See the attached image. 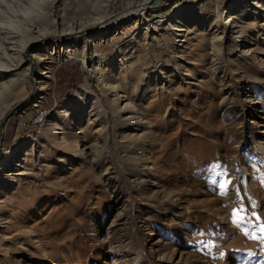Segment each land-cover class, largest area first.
Here are the masks:
<instances>
[{"label": "rangeland", "instance_id": "rangeland-1", "mask_svg": "<svg viewBox=\"0 0 264 264\" xmlns=\"http://www.w3.org/2000/svg\"><path fill=\"white\" fill-rule=\"evenodd\" d=\"M134 2L0 0V18L74 35L4 126L0 264H264V4L150 0L142 29L101 18ZM226 11L240 22L220 41ZM111 75L128 92L113 103Z\"/></svg>", "mask_w": 264, "mask_h": 264}, {"label": "bare ground", "instance_id": "bare-ground-1", "mask_svg": "<svg viewBox=\"0 0 264 264\" xmlns=\"http://www.w3.org/2000/svg\"><path fill=\"white\" fill-rule=\"evenodd\" d=\"M134 1H136L134 2V5L135 3L137 4L133 6V8L126 9L125 11L121 10L118 13L113 11V15L111 14V16L107 15V17L103 16L101 18H105V19L115 18L114 20H112L114 29H118L122 24L126 23V20H130V19H133L135 22H137L138 24L137 28L140 27L141 29L144 28V26L146 25L145 16L152 11L149 4L150 0H134ZM257 1L259 2V4L261 3L264 4V0H257ZM47 14H48V10L46 11V13H44L45 18H48ZM224 14H226V17L224 18L225 23L223 25L221 23H217L213 26V28L211 27V29L208 30L213 38H219L220 41H222L225 38L228 39L227 26L228 25L232 26L234 23L236 24L239 21V19L235 18L228 11H226ZM43 21L45 22V20ZM32 22L34 21H32L31 19L27 20L26 18H20V17L0 18V89L7 90L8 91L7 97L11 98V101H8L5 104V106L0 108V120L7 111L11 110L12 114L19 112L21 109V102L23 98L27 97L28 95L30 94L32 95L31 101L34 100L36 102L38 98H40L39 96L42 94L41 90L44 87L43 79L40 76L35 77L36 72L40 75H44L45 70L48 68L47 59L52 61L59 60V58L61 59V55H59L60 50L58 51V48H56V46L64 45L70 42L68 44L69 47L72 46L71 44L73 43V41H70V39L71 38L74 39L73 38L74 35L65 36L63 32L52 30V27L50 26L42 27L43 29L41 28L38 29L39 31L37 30V32H34L33 28L35 27ZM110 23L111 21L104 24L95 23L94 25H96L99 28L101 34L106 35L110 31L109 29ZM94 25L80 28V32H83L84 30L91 31V29L96 27ZM244 27L245 25L242 24L235 33L244 32L243 31ZM179 30L182 31L183 29H179ZM95 36L96 35H94L93 37ZM230 40H233L232 36L230 37ZM30 47L32 48L34 47V50H32V52L33 51L34 52L32 53L31 56L25 54L26 50L30 51ZM70 49L69 50L67 49V51H71V53L69 54L74 55L75 54L74 50L73 49L70 50ZM83 58H85V56H83ZM95 58L94 57L92 58L93 61ZM84 62L85 60L83 61V64ZM32 77L34 82L33 81L31 82ZM103 82H104V86L107 87L105 90V95L110 97L111 99L110 101L112 103L116 99H119L118 95L121 90L125 92V95H128L127 94L128 92L125 89L126 86L125 83L127 82L118 79L116 76L111 75L109 77H105V79H103ZM96 101H94V103ZM35 102L34 104H36ZM128 103L129 102H127V104ZM67 106L70 108L72 106H75V103L72 104V106L69 105ZM53 132L56 134L55 136H57V133L55 131ZM62 139L63 140L61 142V148L63 149L68 148L70 151L73 152L79 151L77 147V141L75 143L73 141H69L65 137H63ZM262 151L264 153L263 146H262ZM10 154L11 153L5 151L0 153V174L4 171H8L7 168L9 164L8 161L6 160H8ZM140 177L141 178L144 177L143 174H141Z\"/></svg>", "mask_w": 264, "mask_h": 264}, {"label": "water", "instance_id": "water-1", "mask_svg": "<svg viewBox=\"0 0 264 264\" xmlns=\"http://www.w3.org/2000/svg\"><path fill=\"white\" fill-rule=\"evenodd\" d=\"M12 115V111H7L2 119L0 120V145L2 144L3 136H4V126L6 123V120Z\"/></svg>", "mask_w": 264, "mask_h": 264}, {"label": "snow or ice", "instance_id": "snow-or-ice-1", "mask_svg": "<svg viewBox=\"0 0 264 264\" xmlns=\"http://www.w3.org/2000/svg\"><path fill=\"white\" fill-rule=\"evenodd\" d=\"M225 185H221V187H224Z\"/></svg>", "mask_w": 264, "mask_h": 264}]
</instances>
